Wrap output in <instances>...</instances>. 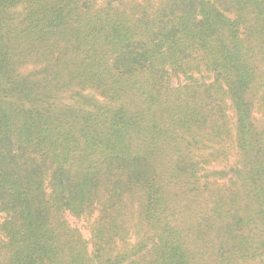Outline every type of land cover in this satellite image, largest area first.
<instances>
[{
  "label": "trees",
  "instance_id": "16d2710c",
  "mask_svg": "<svg viewBox=\"0 0 264 264\" xmlns=\"http://www.w3.org/2000/svg\"><path fill=\"white\" fill-rule=\"evenodd\" d=\"M0 264H264V0H0Z\"/></svg>",
  "mask_w": 264,
  "mask_h": 264
},
{
  "label": "rangeland",
  "instance_id": "374dc122",
  "mask_svg": "<svg viewBox=\"0 0 264 264\" xmlns=\"http://www.w3.org/2000/svg\"><path fill=\"white\" fill-rule=\"evenodd\" d=\"M221 167V166H219ZM218 167L216 166H213L212 169H216L217 170ZM70 222L73 224V225H76V226H79L80 223H78V221H75L74 219H70Z\"/></svg>",
  "mask_w": 264,
  "mask_h": 264
}]
</instances>
